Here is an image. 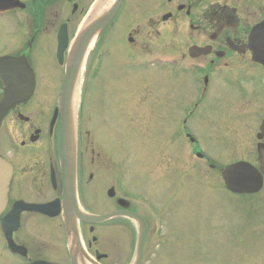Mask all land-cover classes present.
<instances>
[{"label": "flooded vegetation", "instance_id": "flooded-vegetation-1", "mask_svg": "<svg viewBox=\"0 0 264 264\" xmlns=\"http://www.w3.org/2000/svg\"><path fill=\"white\" fill-rule=\"evenodd\" d=\"M21 1L25 3L23 7L0 11V14L20 11L22 21L26 22L21 36L7 44L0 51V57L22 59L34 83L30 96L11 105L0 121V156L12 166L7 203L0 214V264H118L114 263V257H128L130 242L136 240L131 250L133 258L126 263L133 264L144 221L143 264L147 240L152 238L157 242L160 237L159 232L152 231V223L156 221L158 230L157 224L164 218L143 199L130 197L123 166L129 154L128 136L121 160L104 149L95 129L90 131L91 139L87 137L82 127L107 126L103 110L93 105L97 111L90 114L91 122L84 120L80 111L77 114L76 144L69 159L63 142L64 120H68V114L62 109L68 53L63 61L57 58V35L62 24L68 28V21L56 31L57 67L51 71H56L61 80L58 88L51 87L49 77L53 74L47 75L48 66L43 63L47 60L41 54L47 49L45 39L52 33L47 13L53 10L50 4L55 0ZM78 7L75 1L72 11ZM263 20L264 0H124L108 25L114 28L111 31L114 41L96 56L93 67L96 72L113 65L148 70L149 75L159 77L168 71L175 78H186L189 91L196 93L190 95L185 107L180 109L177 105L180 114L171 108L168 115L160 118V125L170 126L163 137L171 147L178 143L186 145L190 155L208 159L210 155L202 153L203 144L189 128L190 119L197 110L210 109H207L209 103L223 85L245 94V98L248 92L262 93L264 28L254 29ZM116 41L125 46L122 50L125 56L108 63ZM138 75L142 79L145 73ZM212 87L214 93L206 99ZM4 94L0 77V99ZM105 94H109L107 90ZM161 97L160 89H130L126 94L115 91L110 107L128 113L127 124H135L136 116L142 125L146 108H152L149 112L154 113V108L162 103ZM258 108L254 112H259ZM246 109L251 110L243 104L241 113ZM242 120L237 119L239 132L244 127H241ZM3 125L4 131H1ZM254 142L259 169L264 149V116L254 132ZM85 215L105 218L85 219ZM7 217L11 244L2 227V220Z\"/></svg>", "mask_w": 264, "mask_h": 264}, {"label": "rangeland", "instance_id": "rangeland-1", "mask_svg": "<svg viewBox=\"0 0 264 264\" xmlns=\"http://www.w3.org/2000/svg\"><path fill=\"white\" fill-rule=\"evenodd\" d=\"M75 1L79 7L73 12ZM99 1L51 2L53 10L47 13V21L52 33L45 39L47 49L41 54L47 60L43 62L48 66L47 75L53 74L49 77L51 87L58 88L61 80L56 71H51L57 67L56 31L63 22L68 21L71 46L77 40L85 18L91 14L94 3ZM114 1L97 18L105 14ZM21 13L8 11L0 14V51L5 50L7 44H11L17 36H21L26 26ZM113 29L106 28L96 46L85 57L84 80L75 119L80 111L83 119L91 122L90 114L103 110L107 126L91 127L89 124L85 129L82 127V131L86 130L87 137L91 139L90 131L95 129L94 132L101 138L104 149L119 160L128 136L129 154L124 159L123 166L130 197L143 199L164 218L157 224L158 230L156 221L152 223V231L159 232L160 237L157 242L152 238L147 240L143 264H264V185L259 192L251 195L236 194L225 188L222 178L223 168L231 163L247 161L248 164L258 167L254 132L264 116V82L260 83L262 93L248 92L246 98L245 94H238L222 84L215 93V99L212 98L207 107L210 109L197 110L189 122V128L203 144L201 147L205 151L202 153L210 157L201 159L192 156L187 150L188 146L178 143L176 147H171L169 140L165 141L164 132L168 134L170 126L166 123L160 125V118L168 115L171 108L180 114L178 107H185L190 95L196 91H189L186 78H175L168 71H164L162 77H159L149 75L148 70L144 72L113 65L112 68L106 67L108 74L106 68L96 72L93 67L95 58L105 52L114 41L111 32ZM125 45H128L126 40ZM123 49L125 46L122 43L119 45L118 41L114 42L113 56L110 55L108 63H115V59L125 56ZM140 72L145 73V76H141L142 79L138 78ZM138 88L160 89L162 103L157 108L153 107L154 113L149 112L152 108H146L142 125H139L136 116L135 124H127L128 113L110 107L113 104V93L118 91L126 94L130 89ZM213 89L214 87L209 89L206 99L213 95ZM106 90L109 94H105ZM243 104L251 110L246 109L241 113ZM93 105H97V110ZM257 108L260 111L254 112ZM129 115L133 113L129 111ZM239 117L243 119L241 127L244 126L241 132L237 131ZM4 127L5 125L1 131H4ZM167 157L173 160L172 163ZM129 239L131 240V236ZM0 240L2 241L1 234ZM132 243L129 245V256H115L114 263L131 262V250L132 246L135 248L136 240Z\"/></svg>", "mask_w": 264, "mask_h": 264}, {"label": "water", "instance_id": "water-1", "mask_svg": "<svg viewBox=\"0 0 264 264\" xmlns=\"http://www.w3.org/2000/svg\"><path fill=\"white\" fill-rule=\"evenodd\" d=\"M123 0H115L110 6L109 10L100 16L94 18L85 28H83L76 40V47L74 54L70 57L68 62L65 82L62 90V109L67 111L68 120H64L63 142L66 145V153L70 156L74 153L75 148V130L73 128V141H71V126H70V101L73 90V85L78 74L79 68L86 55L87 48L91 38L97 34V40L101 33L107 28L110 22L117 14ZM25 4L19 0H0V10L9 7L21 6ZM264 28V20L257 25L254 31ZM69 46V34L67 32V25L63 24L58 33V48L57 57L60 61L63 60L64 53ZM22 59L12 56L0 57V77L3 81L5 94L0 100V121L5 115L8 108L14 103L28 98L33 89V82L29 79V69L27 64L23 66ZM33 83V84H32ZM264 173V149L260 158V168H256L248 163L240 162L229 165L224 168L222 175L225 184L229 190L234 193L247 194L259 191L263 186ZM12 176V166L3 157L0 156V214L5 209L7 203V194L9 184ZM30 209H42L43 206L34 207L29 206ZM133 217H138L137 214L130 213ZM85 219H102L105 216L86 217ZM8 217L2 220V227L6 232V236L11 244V228L8 227ZM146 233V225L142 223L140 237L138 242V249L136 260L134 264H141L143 253V242Z\"/></svg>", "mask_w": 264, "mask_h": 264}, {"label": "bare ground", "instance_id": "bare-ground-1", "mask_svg": "<svg viewBox=\"0 0 264 264\" xmlns=\"http://www.w3.org/2000/svg\"><path fill=\"white\" fill-rule=\"evenodd\" d=\"M113 0H100L99 3L96 2V4L94 3L93 5V9L91 10V14H88L87 17L85 18V22L83 24V28H85L94 18H97V16L101 15L102 13H104L106 11V9L109 7V5L111 4L110 2H112ZM97 40V34H95L88 45L87 48V52L86 55L88 53L89 50H91L93 48V46L95 45ZM75 47H76V41L72 42L70 48H69V57H71L74 54L75 51ZM85 55V57H86ZM85 57L83 59V62L81 63V66L79 68L78 74L76 76L74 85H73V90H72V95H71V101H70V126H71V136L70 139L71 141H73V128H74V118H75V112L77 109V106L79 104L80 101V95H81V88H82V84H83V80H84V60Z\"/></svg>", "mask_w": 264, "mask_h": 264}]
</instances>
